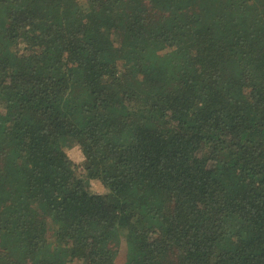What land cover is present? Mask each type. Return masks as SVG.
<instances>
[{"label": "trees", "instance_id": "trees-1", "mask_svg": "<svg viewBox=\"0 0 264 264\" xmlns=\"http://www.w3.org/2000/svg\"><path fill=\"white\" fill-rule=\"evenodd\" d=\"M2 217L6 263L264 264V0H0Z\"/></svg>", "mask_w": 264, "mask_h": 264}, {"label": "rangeland", "instance_id": "rangeland-1", "mask_svg": "<svg viewBox=\"0 0 264 264\" xmlns=\"http://www.w3.org/2000/svg\"><path fill=\"white\" fill-rule=\"evenodd\" d=\"M68 153L71 155V157L73 159H75L77 161H80L82 159V156H83L82 153L80 152V149L75 144H73V146H71V148L68 149ZM97 189H99L102 192L107 191V188H105L103 185H100V186L98 185ZM10 221H11V219H9L8 217L0 218V230L2 228H8ZM0 242H1V240H0ZM8 244H9V242H5L3 244H0V248L4 249L2 251V253H0V264H17V262L15 260L7 261V263L4 261L5 257H8V256H10V254H12L11 250H9V248H6V246H8ZM7 249H8V251H5ZM127 258H128V250L124 245L123 246L121 245L119 247V249L117 250L115 263L116 264H125L127 261Z\"/></svg>", "mask_w": 264, "mask_h": 264}]
</instances>
